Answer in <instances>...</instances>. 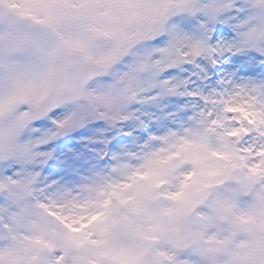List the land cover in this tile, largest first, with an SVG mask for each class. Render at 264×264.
<instances>
[{
	"label": "snow or ice",
	"instance_id": "snow-or-ice-1",
	"mask_svg": "<svg viewBox=\"0 0 264 264\" xmlns=\"http://www.w3.org/2000/svg\"><path fill=\"white\" fill-rule=\"evenodd\" d=\"M0 264H264V0H0Z\"/></svg>",
	"mask_w": 264,
	"mask_h": 264
}]
</instances>
